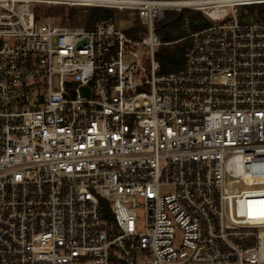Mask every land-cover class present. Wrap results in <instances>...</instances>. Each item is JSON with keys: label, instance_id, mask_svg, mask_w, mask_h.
I'll return each instance as SVG.
<instances>
[{"label": "built area", "instance_id": "1", "mask_svg": "<svg viewBox=\"0 0 264 264\" xmlns=\"http://www.w3.org/2000/svg\"><path fill=\"white\" fill-rule=\"evenodd\" d=\"M0 264H264V0H0Z\"/></svg>", "mask_w": 264, "mask_h": 264}, {"label": "trees", "instance_id": "2", "mask_svg": "<svg viewBox=\"0 0 264 264\" xmlns=\"http://www.w3.org/2000/svg\"><path fill=\"white\" fill-rule=\"evenodd\" d=\"M49 13V12H48ZM39 11L37 12V16ZM107 12L100 8H72L60 6L50 17L57 16L60 24H81L89 28L93 21ZM54 21V20H53ZM207 23L195 11H168L164 19L155 24V32L162 43L155 51V59L162 72L179 70L183 63V54L188 45L185 37L189 32L197 30ZM186 25V26H185Z\"/></svg>", "mask_w": 264, "mask_h": 264}, {"label": "rangeland", "instance_id": "3", "mask_svg": "<svg viewBox=\"0 0 264 264\" xmlns=\"http://www.w3.org/2000/svg\"><path fill=\"white\" fill-rule=\"evenodd\" d=\"M59 7L60 6H43L42 5V6H39L38 8L37 7L36 8L34 7V8H35V12L36 13L39 11L40 16H45L46 17V16H48L50 14L52 15L55 10L59 9ZM243 9L244 8H242L241 10H243ZM50 18H51V20H54V22H59V18L57 16H55L54 18L53 17H50ZM66 24L74 26V24H69V23H66ZM75 25H81V24H75ZM183 38H185V37H183ZM140 216H141V214H140Z\"/></svg>", "mask_w": 264, "mask_h": 264}]
</instances>
